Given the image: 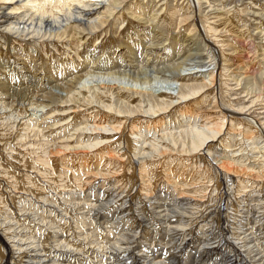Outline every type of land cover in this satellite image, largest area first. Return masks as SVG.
Segmentation results:
<instances>
[{
  "label": "bare ground",
  "instance_id": "6f19581e",
  "mask_svg": "<svg viewBox=\"0 0 264 264\" xmlns=\"http://www.w3.org/2000/svg\"><path fill=\"white\" fill-rule=\"evenodd\" d=\"M148 1L156 5L152 14ZM201 2L176 0L172 7L170 0H0V59L7 65L11 51L22 55L34 76L45 72L37 61H47L52 77L46 80L55 84L40 97L27 90L10 102L9 87L0 88V264H70L65 258L72 248L84 256L76 264H174L190 248L193 257L213 254L223 259L220 264H264V67L255 60L261 55L264 63V27L256 34L238 27L241 0L230 9L209 4L215 20L202 14ZM148 16L154 34L130 35L124 54L119 44L108 47L127 23ZM189 20L203 68L183 74L189 59L165 69L152 65L156 75L141 62L139 69L127 68L122 55H132L136 45L146 56H172L161 40ZM259 37L260 45L254 43ZM52 72L60 77L52 80ZM67 73L69 82L62 77ZM9 74L13 80L15 70ZM258 77L261 87H254L257 79L239 92L243 79ZM158 80L168 91L161 84L165 90L153 89ZM70 176L81 192L87 190L85 199L70 191ZM50 192L71 196V207L85 218L86 228L81 226L91 252L85 253L87 240L79 236L77 246V236L70 241L53 222L41 220V208L59 211ZM134 193L142 199L135 201ZM128 202L135 213H124ZM10 204L17 220L10 218ZM112 213L118 218L112 220ZM95 215L108 234L105 246L97 242L95 223H88ZM33 223L53 230V239L31 235ZM154 226L161 229L159 246L156 237L150 240ZM132 227L140 229L130 232Z\"/></svg>",
  "mask_w": 264,
  "mask_h": 264
},
{
  "label": "rangeland",
  "instance_id": "374dc122",
  "mask_svg": "<svg viewBox=\"0 0 264 264\" xmlns=\"http://www.w3.org/2000/svg\"><path fill=\"white\" fill-rule=\"evenodd\" d=\"M175 1L176 0H170V3L169 4H171L170 6H174V3H175ZM178 1V0H177ZM232 1V2H231ZM172 2V3H171ZM222 2H223V4L226 6L225 7V9H230V8H234V6H235V2H234V0H220V2H219V0H203V2H201L202 3V7H201V11H202V14L203 15H210V17H212L211 19L212 20H215L214 19V17H215V15H217L216 13L214 14L213 12H215L214 10H211V8H209V4H214L215 5V7H217V6H220L221 4H222ZM148 3L150 4V1H148ZM186 3V2H185ZM250 4V5H249ZM154 6V7H153ZM151 5L150 4V10H149V12L151 11V8H155V6L156 5ZM172 6V7H173ZM187 6H189V5H187ZM240 8H243L244 9V12H241V14H240V16L238 17L239 19H238V22L240 23V26H238V27H241V28H243L244 26H246L247 28H251L250 30L253 32V33H255L256 34V32L257 31H259L260 29H262L261 27H259V29H257V27L261 24V25H263V27H264V15L262 16L261 15V13L262 14H264V0H241V2H240ZM260 6V7H259ZM171 8V7H170ZM170 10V9H169ZM192 10V9H191ZM191 10H189V11H186V12H188V15H192L193 17H195V14H192V13H194V12H192ZM148 12V13H149ZM213 13V14H212ZM253 13H257V15L258 16H256V15H254ZM150 14H152V12H150ZM149 14V15H150ZM184 15H185V13H183ZM242 16V17H241ZM149 17L150 16H148V17H146L145 18V20H141V19H136V20H134L133 22H129V23H127V25L124 27V29H123V32L121 33V35H120V37L119 38H117V40H116V38H113L114 37V35H112L111 36V38H113L112 40H108V47H113V46H116V44L118 45H120L119 47V49L122 51V54H124L123 53V50L125 49V43H123V42H125L126 41V39L128 38L129 39V37H130V35H131V37L132 38H136V36H143L144 35V33H147V34H149L150 36H151V34H154V30L153 29H151V28H149L147 25H149L150 23L148 22L149 21ZM198 17L200 18V20L202 19V15L201 14H197V19H198ZM261 18V19H260ZM190 20H192V19H190ZM190 20L187 22H185L183 25H181V27L179 28V29H177V27L174 25V26H172V28H169V30H168V33H169V39L167 40V39H162L161 40V43H163L161 46H170L169 48L172 50V52H173V55L172 56H167V55H165V53L163 52V51H160V52H157V51H155L154 52V54H152L151 56H146V54H145V48H138V46L136 45L135 47H136V49L131 53L132 55H126L125 54V56L124 55H122V60H123V62H125L126 63V66H128L127 68L128 69H131L132 71L133 70H135V69H139V62H141V63H143V65H145L146 67L145 68H147L148 69V71L150 72V75H154L157 71H156V69L157 68H164L165 69V66H169L170 64L172 65V64H175V63H183V60L184 59H189V61H187L186 63H187V65L186 66H184L185 68V70H181V72L183 73V74H191L192 72H195L194 70H197V69H200V68H203V67H201V65H203V64H197V62L196 61H198V60H200V59H202L201 58V56H200V54L199 53H201L202 52V47L200 46L199 48H197V47H195V46H193L192 47V43H191V38H192V34H190V35H188V29L192 26L191 25V23L192 22H190ZM261 22V23H260ZM156 28H158V27H156ZM155 28V29H156ZM129 29V30H128ZM256 29V30H255ZM163 30L165 31V30H167V29H162V32H163ZM127 31V32H126ZM129 31V32H128ZM184 32V33H183ZM117 33V32H116ZM138 33V34H137ZM149 35L147 36V38H149ZM178 36V37H177ZM187 36H188V38H187ZM198 36V38H196ZM175 37V38H174ZM191 37V38H190ZM185 38H186V40H185ZM201 36H199V35H195V37H193V39L195 40V41H197V40H199V41H201ZM171 39V40H170ZM173 39V40H172ZM175 39V40H174ZM219 39H227V37H225V36H220V38ZM133 40H135V39H133ZM132 40V41H133ZM157 40V39H156ZM117 41V42H116ZM164 41V42H163ZM171 41H173V42H171ZM167 42V43H166ZM233 42V41H232ZM263 42V39L262 38H256V40H255V42L254 43H256V44H261ZM172 43V44H171ZM185 43V44H184ZM201 43H202V41H201ZM109 44H111V45H109ZM176 44V45H175ZM99 45V44H98ZM97 45V46H98ZM172 46V47H171ZM184 46V47H183ZM96 49H98V48H96ZM191 49V50H190ZM199 49H201V50H199ZM208 49V48H207ZM143 50V51H142ZM100 51V50H99ZM121 51H120V53H121ZM99 53V52H98ZM148 53V52H147ZM16 55V56H15ZM95 55H100V53L99 54H97V53H95V54H93V57H95ZM108 55H110V54H108ZM116 55H117V51H116V53H115V55L113 56V57H116ZM188 55L190 56L189 58H188ZM18 56V57H17ZM101 56L103 57V59H106V57H107V55L104 57V54H101ZM132 56V57H131ZM97 57V56H96ZM150 58L149 59V61L147 60L148 58ZM260 58H262V56L260 55L259 56ZM256 58L255 60H257L258 61V63L259 64H261V66H263L264 67V63H262V61H261V59L260 58ZM8 61H11L10 62V64H7V65H4V60L3 59H0V88H2V86H7V87H9L8 88V91H5L6 93H9L8 95H7V99H8V101L10 102L11 101V99L13 100V96L16 94V93H18V92H26L27 90H28V93L30 92V93H34V94H37V96H39L40 97V93L42 94V93H46V92H48L49 91V89L53 86V85H55L54 84V82H53V84H48V82H47V78L48 77H52L51 76V71H52V66L51 65H49L48 63H47V61L46 62H41L40 60L39 61H37V65L38 66H41L40 68H42V69H44V71L45 72H43L42 70H40V73L39 74H35V76H34V74H32L31 73V71H29L28 70V67H29V62L27 63V61H25V59L23 58V56L22 55H19V54H14L12 51H11V54H9L8 55ZM24 60H23V59ZM96 59V58H95ZM34 60H32V62H33ZM152 61V62H151ZM42 64H41V63ZM138 62V63H137ZM145 62V63H144ZM46 63V64H45ZM131 63V64H130ZM140 63V64H141ZM31 64V63H30ZM92 64V63H91ZM90 64V66H92ZM124 64V63H123ZM128 64V65H127ZM167 64V65H166ZM61 65V64H60ZM155 65V67H156V69H154V67L153 66ZM188 66V67H187ZM193 66H197V68H195V69H189V68H191V67H193ZM200 67V68H199ZM18 68H20V69H18ZM33 68H35V67H33ZM32 68V69H33ZM12 69H14L15 70V73H16V75H15V78L13 79V80H8L7 79V77H9L10 76V74H9V71H11ZM127 69V70H128ZM187 69V70H186ZM210 69H211V67H207L206 68V70H209L210 71ZM233 69V68H232ZM21 70H23L22 72H19V71H21ZM152 70V71H151ZM154 70V71H153ZM191 72V73H190ZM238 72V71H237ZM4 73V74H3ZM11 73V72H10ZM25 74V75H24ZM55 74V75H54ZM64 74V73H63ZM69 73H67V74H65L66 76H62L63 78H65L64 79V81H66L67 79H70L71 78V76L70 75H68ZM44 75H46V77H44ZM52 75L54 76L53 77V79L52 80H54V78L56 77V78H58V77H60V75L59 74H57V73H55V72H52ZM156 75V74H155ZM241 76V75H240ZM242 76H243V73H242ZM241 76V77H242ZM19 77H20V80L17 82L16 80H18L19 79ZM42 77V78H41ZM44 77V78H43ZM258 79V80H257ZM128 79H126L125 81H127ZM250 80H252V81H250ZM253 80H257V83H256V85L254 86V87H256V88H259V87H261V82H262V80H261V78L260 77H258V78H256V79H243V81H242V85L241 86H239V92L240 91H242L243 90V88H245V87H249L250 88V86L251 85H253ZM9 81H12V83H10ZM68 82H69V80H67ZM125 81H120V82H125ZM132 80L130 79L129 81H127L128 83H130ZM162 82V81H161ZM168 82H170V81H168ZM29 83V84H28ZM171 84L172 83H175V82H170ZM248 83V84H247ZM118 84H119V82H118ZM161 83L159 82V80L154 84L155 85V87H153V89L154 90H159V89H161L162 88V90H165L166 88H163V87H167V84H166V82H162V86L160 85ZM156 85L158 86V88H156ZM166 85V86H165ZM161 86V87H160ZM11 88V89H10ZM168 88L169 87H167V91H168ZM172 88V87H171ZM223 88V87H222ZM240 88H242V89H240ZM11 90V91H10ZM57 92H59V90L57 89L56 90ZM223 91H224V89H223ZM12 92V93H11ZM20 94L21 93H19V95L17 96V97H20ZM12 96V97H11ZM232 98H236V96H232ZM16 99H18V98H16ZM40 99V98H39ZM257 113H253V115H256V114H259L258 112L259 111H256ZM261 116H263L262 114H261ZM247 151V150H246ZM71 176H72V174H71ZM70 176V178L69 177H67L68 178V180H69V184H68V186H69V188H70V191H72L73 190V188H74V191H78V192H81V189H80V185H79V183L76 181V180H74L72 177ZM126 177H127V173H126ZM108 179V178H107ZM110 179V178H109ZM108 179V180H109ZM111 180V179H110ZM109 180V181H110ZM72 181V182H71ZM75 181V182H74ZM109 181H107V182H109ZM77 184H78V186H77ZM108 185H110V184H108ZM75 187H79V189L78 188H75ZM50 188V187H49ZM50 189H52V188H50ZM60 189V188H59ZM129 189H131V187L129 188ZM101 190H103V188L101 187V188H99V189H97L96 190V194H100L102 191ZM59 191V190H58ZM61 191V190H60ZM84 191H86V193L85 192H81L82 194H81V199H85L86 198V196H87V190H84ZM59 193V196H58V194H55V193H51L50 192V196H49V198L51 199V201H52V203H53V205H56V207H57V209H59V211L58 212H60V213H58L57 211H53L52 213H47V212H45V213H43V211H42V208H41V210L40 211H38L37 213L38 214H40V217H41V220H42V218H44L45 220H46V222L48 223V221L50 220L51 222H53V223H51L52 224V226L53 225H55V226H53L55 229H59L60 231H64L63 232V235L65 236V238H68V240H70V241H75V237L77 236V240L75 241V243H76V245L78 246L79 245V243H80V241H82V240H87V242L89 243V244H91V239L89 240V238H86V233H85V231H86V226H85V218L81 215V214H78L77 213V211H75V209L73 208V205H72V207H71V205H70V203L71 202H73V199L71 198V196H69V195H67L66 193H60V192H58ZM94 193V192H93ZM112 193V192H111ZM131 193H132V190H131ZM136 194V195H135ZM63 195H66V196H63ZM83 195V196H82ZM129 195V194H128ZM60 196H61V198H60ZM85 196V197H84ZM108 196L109 195H107V198H108ZM130 197H132V198H130V199H132V201H133V203L135 202V201H138V200H141L142 198H141V195H138V198H137V193H134V196H135V201L133 200V196H132V194L131 195H129ZM60 198V199H59ZM63 198V199H62ZM65 198V199H64ZM63 201H62V200ZM137 199V200H136ZM60 200H61V202H60ZM80 200V199H79ZM104 200H105V196H104ZM83 201V200H82ZM64 202V203H63ZM67 203V205H65L66 203ZM70 202V203H69ZM120 203H122V202H117V203H115L114 205L117 207L118 205H120ZM133 203H129L128 202V204L126 205V207L125 208H127L128 210H125V212L124 213H126V212H131V213H135L134 212V209L132 208V205H133V207H134V204ZM18 204V203H17ZM131 204V205H130ZM64 205V206H63ZM68 205H70V207L68 206ZM14 206H16V205H14ZM59 207V208H58ZM119 207V206H118ZM61 208V209H60ZM72 208V209H71ZM26 209H30V210H32V211H34L33 210V208H31L30 206L28 207H26ZM71 209V210H70ZM131 209V210H130ZM70 210V211H69ZM29 211V210H28ZM64 211V212H63ZM8 213L10 214V218L11 219H13V220H17L18 218H20V216H18L19 214H18V212H16V210H15V207H13L11 204H10V206H9V211H8ZM17 213V214H16ZM42 213V214H41ZM62 213V214H61ZM63 213H64V217L62 216L63 215ZM67 213V215H65ZM72 213H74V214H72ZM61 214V215H60ZM96 215H97V213H95ZM17 215V216H16ZM48 215V216H47ZM56 215V216H55ZM74 217H73V216ZM92 216V217H90L89 218V221H88V223L89 224H94L95 223V225H96V227H95V225H94V227H95V233H96V237H98V239H100V240H98L97 242L99 243V244H101V245H106V242H105V240H107V239H105V238H107V231H106V228H105V226L103 227V225H101L100 224V222H101V220L99 219V218H97V216ZM112 215H114L113 217H112V220H113V218H118L117 217V213H112ZM61 216H62V218H61ZM66 216V217H65ZM120 216V215H119ZM69 217H70V219H69ZM79 218V221H78V218ZM48 218V219H47ZM61 218V219H60ZM64 218V219H63ZM77 218V219H76ZM93 218V219H92ZM97 218V219H96ZM32 219V218H31ZM83 219V220H82ZM127 219V220H126ZM136 219V220H135ZM48 220V221H47ZM64 220V221H63ZM67 220V221H66ZM71 220V221H70ZM81 220V221H80ZM91 220H92V222H91ZM95 220V221H94ZM139 218L136 216V214H135V217H134V223L136 224H138L139 225ZM73 221H78L77 223L76 222H74L75 223V225H73L74 223H73ZM125 221H127L129 224H131L132 225V219L130 218V216H127V218H125ZM29 222H31V221H27V223H29ZM73 224H72V223ZM84 222V223H83ZM91 222V223H90ZM131 222V223H130ZM58 223V224H57ZM62 223H66L67 224V227L65 228V229H63L62 227H61V224ZM81 223H82V225L83 226H85V228L83 227V226H81ZM49 224V223H48ZM78 224V225H77ZM92 224H91V226H92ZM136 224V225H137ZM70 225V226H69ZM33 227L34 229H35V231L34 232H32L31 233V235H38V237H39V234L41 235V233H43V235H45V236H48V237H50L51 239H53L52 238V236H53V230L50 232V231H48L49 229H47L48 227H40V226H38L39 227V229H37L38 227H36L37 225L36 224H34L33 223V225H30L29 227ZM74 226V227H73ZM100 226V227H99ZM75 227H78V229L77 228H75ZM155 227V228H154ZM154 227H152V229L154 228L155 230H156V232L154 231V230H152L151 231V236H150V240L151 239H155V237H156V239L155 240H157V243H155V245H157V246H159V245H161V241L163 242V240L161 239V238H159L158 237V234L160 235L161 234V229H158L159 227H156V226H154ZM44 228V229H43ZM70 228V229H69ZM77 229V231L76 230H72V229ZM99 230H98V229ZM105 228V229H104ZM47 230V232L45 233V231ZM62 229V230H61ZM81 229V230H80ZM97 229V230H96ZM140 229V227L139 228H131L130 229V232L131 231H133V230H139ZM68 230V231H67ZM106 232H105V231ZM40 231V232H39ZM79 231H80V233H79ZM36 232V233H35ZM78 232V233H77ZM71 233H73V234H71ZM94 233V232H93ZM113 233V235H115V236H118V235H121L122 233L121 232H119V231H117V232H115V231H113L112 232ZM76 234H78V235H76ZM81 234V235H80ZM83 234H84V236H83ZM155 234H157V235H155ZM72 235V236H71ZM98 235V236H97ZM67 236V237H66ZM79 236L82 238V240H80V238H79ZM72 237V238H71ZM71 238V239H70ZM84 238H86V239H84ZM111 238H113V237H111ZM61 241H64L65 242V240H61ZM78 241V242H77ZM100 241V242H99ZM113 241V240H112ZM102 242V243H101ZM84 244V246H85V253H88V252H91L92 251V248H93V245L91 244V245H89V244ZM104 243V244H103ZM87 245V246H86ZM88 247V248H87ZM90 248V249H89ZM73 250H72V253L70 252L69 254L70 255H68V257L67 258H65V260H68V261H70L69 263L70 264H76L75 263V260H76V262H77V259H79V258H84V256L82 255V254H80V253H78V250H77V253H76V251H75V249L74 248H72ZM192 248H190V249H188V250H186L182 255H181V257H180V259H178V261L177 262H175L176 264H196V261L197 260H199V262H198V264H220L222 261H223V259H221L220 261H219V259L215 256V255H213V254H208V255H206V256H204V257H198V252L197 253H195V256L193 257V252H192V250H191ZM176 249H174V251H175ZM74 256V258H73V256ZM79 256V257H78ZM78 257V258H77ZM61 259V258H60ZM83 260V259H82ZM87 260V262H88V260L89 261H91V259H86ZM94 261H96V262H98L99 260H94ZM74 262V263H73ZM174 263V264H175ZM86 264H94V263H86Z\"/></svg>",
  "mask_w": 264,
  "mask_h": 264
}]
</instances>
